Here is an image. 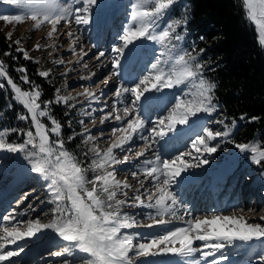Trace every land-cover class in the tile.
I'll return each instance as SVG.
<instances>
[{
	"label": "snow or ice",
	"instance_id": "1",
	"mask_svg": "<svg viewBox=\"0 0 264 264\" xmlns=\"http://www.w3.org/2000/svg\"><path fill=\"white\" fill-rule=\"evenodd\" d=\"M3 2L17 5L21 12L0 14V20L18 24L27 17L35 22L36 28L45 22L49 23L52 25L48 33L49 38L58 31L57 25L62 21L68 25L74 21L77 26L75 31L79 32L80 25H92L95 17L99 28L100 16L105 7L103 0H72L71 3L68 0L63 2L3 0ZM177 2L178 0H129V5H126V8H130L127 13L128 19L125 21L126 26L117 35L119 43L111 46L110 55L105 51H97L94 54L97 61L107 56L110 60L111 75L120 77L125 60L136 57L143 42H151L162 49L160 54L154 57V62L150 63L147 74L137 78L138 82L134 81L131 85L121 83L115 87L113 95L116 100L112 102L110 110H105L108 109L106 103L104 107L91 109L86 113L92 116L95 111L101 112L99 118L101 125L114 119L117 126L113 127L111 132L113 135L122 134L117 136L115 142L106 150L101 151L95 143V136L87 132L82 133V143L91 144L88 151L93 153L91 162L86 167L66 149L63 139L60 138L63 126L48 111L53 101L41 102V90L28 79L26 68L17 69L24 74L21 76L22 81L31 86L28 90H23L8 75L3 61H0V78L6 80V85L0 83V88L5 86L11 88L14 93L13 99L25 110L18 119L31 123L26 132L18 129L0 130V151L24 155L29 164V172L43 182L48 203L53 205L50 209L52 218L49 223H43L38 218L18 220V216L27 213L18 212L16 209L0 216V264H17L13 258L21 257L28 245L45 241L48 231L54 233V238L66 243L59 245L63 252L49 251L46 255L81 254L80 264H136L134 257L154 255L153 249L170 243H178L179 247H165L164 251L181 257L188 264L201 262L220 264V260L225 259L222 250L226 247L235 249L243 244L250 248L253 243L264 245V225L261 223L248 222L243 216L237 217L234 214L235 209L232 216L215 213L211 216H195L184 206L180 198V191L198 179V173L194 170L208 165L210 163L208 157L219 150L220 143L214 144L213 141L224 137V142L234 143L239 153L245 154V158L257 166L264 162V142H260L262 144L260 148L256 146V141L235 143L231 140V129L227 125L223 132L208 127L213 123L224 125V120L202 121L201 114L211 117L217 111L218 106L214 103L215 84L204 79V65L194 54V49L193 52H188L178 43H173L185 39L176 31L182 23H186L185 19L164 21L168 11ZM242 4L246 19L256 26L261 37L260 43L264 45V0H242ZM67 35L71 41L69 51L77 55L75 45L80 37L74 35L72 30H69ZM7 38H11V33ZM14 43L19 45L21 41L17 40ZM40 47L41 45H36L37 50ZM91 47L96 48L97 45L92 44ZM55 50L58 49L54 47ZM16 51L22 52L25 59H31L25 49L18 47ZM200 51L203 52V49ZM87 54V51L81 48L76 63L79 64ZM4 55L8 56L11 53L5 52ZM55 63L62 65L64 60L59 59ZM38 75L47 78L50 73L41 71ZM87 78L89 77H82ZM172 88H180V93L164 106L155 120L146 122L142 117V111L151 109L160 99L150 93ZM126 94L131 97L127 103L124 101ZM82 95L89 101L98 100L97 94L89 92L87 88ZM70 99L73 98L60 96L57 89L56 103L68 105ZM119 103H124L122 109L118 108ZM120 111L123 115L119 114ZM43 118H47V124ZM80 123L83 124L84 121ZM194 129L197 130L194 136H189V145L201 153L200 155L193 156L190 151H181L173 156H164L157 149L156 146L161 141L167 143L170 136L182 138ZM5 131L19 132L24 137L23 143L7 142ZM137 136L143 141V150L140 152L125 147ZM52 137L56 139L53 140ZM72 139L74 137L70 136L69 140ZM199 146H202V152ZM117 149L124 153L122 158L116 155ZM147 152H152V157L140 161ZM203 153H207L208 156H204ZM132 154L140 164L131 172V176L138 180L141 187L129 197L128 191L134 186L129 184L127 179L124 181L116 179L115 166L126 163ZM85 156L87 157V152ZM89 171L93 173L91 178L87 175ZM226 174L227 169L218 174L217 182L223 180ZM141 175L143 179H139ZM258 179L264 188V172L260 173ZM146 181L151 183V189L147 187ZM119 195H123L124 199H120ZM27 199L28 195L25 194L23 200ZM22 202L18 201L17 207ZM125 206L151 210L148 219L152 223L139 225L136 217L122 211ZM236 207L239 209V205ZM29 208L35 210L33 205H29ZM239 210L258 213L255 208ZM179 212L183 215H178ZM165 217L180 219L185 226L140 242L138 245L134 243L133 235L121 231L135 226L151 228L154 224H164ZM260 219L264 220V216ZM25 225L24 230H21ZM21 241L24 243H20ZM196 241L203 242L201 247L194 246ZM10 245L15 247L9 248ZM197 253L199 257L195 258ZM208 257L213 259L208 260ZM257 259L258 264H264V252L259 253ZM19 264L26 262L21 259ZM60 264L72 262L61 260Z\"/></svg>",
	"mask_w": 264,
	"mask_h": 264
},
{
	"label": "rangeland",
	"instance_id": "2",
	"mask_svg": "<svg viewBox=\"0 0 264 264\" xmlns=\"http://www.w3.org/2000/svg\"><path fill=\"white\" fill-rule=\"evenodd\" d=\"M180 1L181 0H178L177 2L180 3L179 13L177 12V9H175V3L173 5L174 7L172 6L164 17V21L181 19L183 5ZM68 2L71 3L72 0H68ZM103 2L105 7L100 16L99 28L95 17L92 25H80L79 32L75 31L77 26L74 21L71 25L62 21L60 25H57L58 31L54 33L51 38L48 37V33L52 29V25L49 23L45 22L41 24L39 28H36L35 22L27 17H25L23 22L18 24L16 22L8 23L0 20V31L3 32L6 38L8 34L11 33V38H7V40L14 44L15 52L19 53L21 59L35 64L38 70L37 74L41 71H48L50 73L47 78L39 75L45 81L53 83L55 88L50 100L44 101H53V104L59 105L63 108L62 134H64L67 142H73L78 146L75 157L82 162L85 167L91 162L93 153L88 151V148L92 146L91 144L84 145L82 143V133L87 132L88 134L95 136V143L101 151L106 150L115 142L117 136L122 135L121 133L113 135L111 132V129L117 126V122L114 119H110L101 125L99 119L102 115L101 112L95 111L92 116H88L86 113L91 109L102 108L106 103L108 104V109L105 110H110L112 102L116 100V97L113 95L115 87L119 86L121 83L131 85L134 81H137L138 77L147 74V70L150 68V63L154 62V57L158 56L162 50L159 45L147 41L143 42L142 46L138 49L136 57L125 60L124 67L121 70L122 75L120 77L112 76L110 60L107 56L97 61L94 54L97 51H105L106 54L110 55L111 46L114 43H119L117 35L126 26L125 21L128 19L127 13L130 11V8H126V5H129V0H103ZM75 6L80 7V5ZM20 12L21 9L17 5L11 3L6 4L3 0H0V14H19ZM105 16L108 17L107 24L103 21V17ZM69 30H72L74 35L80 37L79 42L75 45L77 55H73L69 51L71 43L70 38L67 35ZM176 31L181 33L185 39L182 42L173 41V43H178L181 48L188 52H193V49L196 50V41L195 39H191L189 32H186L184 23H182ZM256 31L257 39L260 43L261 37L257 28ZM17 40L21 41L19 45L14 43ZM37 44L41 45L39 50L36 49ZM92 44H96L97 47L92 48ZM262 46L264 47V45ZM18 47L25 49L31 59H25L22 52L16 51ZM54 47L58 50L54 51ZM81 48L87 51L88 54L83 57V60L79 64H77L76 61L79 59ZM194 54L197 56L198 60L203 63L204 71L210 63H207V60L201 57L199 51H194ZM205 55L210 57L209 54L205 53ZM59 59L64 60L62 65H57L55 63V61ZM85 65L87 66L85 67ZM93 73L95 75H93ZM82 77L89 78L82 79ZM105 77H110V79H105ZM204 79L206 80L205 77ZM85 88H87L89 92L96 93L98 100L89 101L85 95H82L85 92ZM10 89V87H8V89H0V106H2L0 108V130L18 129L26 132L31 127V123L30 121L26 122L18 119V116L25 110L22 105L13 99V94H11ZM57 89H59L60 96L73 98L68 101V105L55 102ZM179 93L180 88L162 89L161 92L150 93V95L158 96L161 99L154 103L151 109L142 111V117L146 122L155 120V118L163 111L164 106L169 101H172ZM130 100L131 97L126 94L124 98L125 103L130 102ZM69 105L73 106L69 107ZM117 106L122 109L124 103H119ZM161 106H163V108ZM119 114L123 115V112L120 111ZM43 119L47 124V118ZM201 119L202 121L208 119L224 120V125L213 123L208 125V127L215 131L223 132L226 130L225 125H227V127L231 129V140L235 143H248L254 141L239 139L237 137V124L225 121V119L219 114L218 109L211 117L201 114ZM80 121H84V123L81 124ZM196 130L197 129H194L182 138H174L170 136L167 139V143L161 141L156 147L164 156H173L181 151H190L193 156L200 155L201 153L196 152L189 145V136H194ZM101 133H103V135H101ZM4 136L7 142L10 143H23L24 140V137L16 131H5ZM70 136L74 137V139L69 140ZM52 139L55 140L56 137H52ZM217 142L220 143V147L216 153H213L208 157L210 163L194 170L198 173V179L195 183L190 184L180 191V198L183 201L184 206L189 209L193 215L199 217L211 216L213 213L232 216L235 209L234 214L237 217L243 216L248 222H258L264 225V220L260 219L261 216H264V188H262L261 182L258 179L260 173L264 172V168L252 164L249 159L245 158V154L239 153V150L235 148L234 143L224 142V137H219L218 141H213L212 143L215 144ZM142 146L143 141L137 136L131 144H128L125 147L133 149L134 152H140L143 150ZM256 146L260 148L258 144H256ZM199 147L202 152V146ZM115 151L116 155L122 158L124 153L119 149ZM85 152H87V157L85 156ZM203 155L208 156L207 153H203ZM151 157L152 152H147L145 157L140 158V161ZM185 159H188V157H185ZM140 161H137L135 155L132 154L126 163L115 166L116 179L120 181L127 179V182L134 186L128 191L129 197L135 193L137 188L141 187L138 180L131 176V172L136 170V166L140 164ZM28 169L29 164L23 154L0 151V198L7 196L9 203V209L2 208L0 205V216H3V214L12 209H16L18 212L27 213V215L18 216V220L27 221L29 219L38 218L43 223H49L52 218V212L50 209L53 205L48 203V195L42 186L43 182L34 174H31ZM225 169H227L225 178L219 183L214 182L215 177L219 172ZM87 175L91 178L93 173L89 171ZM245 177H249V179H246ZM210 178H212V181L207 183ZM139 179H143V176L141 175ZM145 183L149 189L152 188L151 183L147 181ZM197 184L204 187L203 192H205L211 185L215 186L214 190H217V193L214 194V198L210 199V204L219 203V198L222 197V193L228 188V191L225 192L227 193L226 199L229 196L230 198L227 199L224 204L226 209L223 211L222 207H219L214 210L199 211V208L202 205L199 202L195 206V212H192L191 205L195 203L197 198L190 201V191H194ZM25 194L28 195L26 201L23 200ZM202 196L203 193L197 195V197H199L198 199L205 200L202 201L203 205L209 204V201H207L209 198H204ZM119 198L124 199L123 195H119ZM18 201H23L19 204V207H17ZM233 201L235 205L229 206ZM145 203H147L146 200ZM29 205H33L35 210L33 211L30 209ZM237 205H239V209L255 208L258 210V213L252 211L242 212L237 209ZM122 211L130 216L136 217L139 225L152 223V221L148 219V213L151 210L147 208L125 206ZM178 215H183V213L179 212ZM156 219H159V217H156ZM165 221L164 224H154L151 228L135 226L122 229L121 231L124 234L133 235L135 237L134 243L138 245L140 242L150 240L153 237L162 236L168 231L179 228L182 225V220L174 217H165ZM174 221H178V223L171 224V222ZM25 227L26 225L22 226L21 230H24ZM20 243H24V241H21ZM63 243L66 242L54 238V233L48 231L45 241H41L39 244L28 245L25 253L21 254V257L13 259L17 261V264H19L21 259H23L26 264H60L61 260H67L72 262V264H80L79 257L81 254H77L76 256L46 255L49 251L63 252V249L59 247V245ZM202 243L203 242L196 241L194 246L201 247ZM11 247L15 246L10 245L9 248ZM43 247L44 249H41ZM165 247L178 248L179 244L170 243L167 245H160L159 248L152 250V252L155 253L154 255H149L148 257H134V261L136 264H188V262L181 257L176 256L171 252L164 251ZM32 248H34V251L40 250L39 252L37 251L31 254L30 250ZM202 251H208V249H202ZM222 251L225 259L220 260V264H258L257 257L259 253L264 252V245L253 243L249 248L248 245L241 244L235 249L226 247ZM217 255H219V253H217ZM198 257L199 253H197L195 258ZM207 259L212 260L213 257H208Z\"/></svg>",
	"mask_w": 264,
	"mask_h": 264
},
{
	"label": "trees",
	"instance_id": "3",
	"mask_svg": "<svg viewBox=\"0 0 264 264\" xmlns=\"http://www.w3.org/2000/svg\"><path fill=\"white\" fill-rule=\"evenodd\" d=\"M181 18L186 32L195 39L196 52L210 63L203 71L207 81L215 84L214 103L225 121L237 124V137L242 140L264 142V47L258 42L254 24L246 19L242 0H181ZM177 12L180 3L175 4ZM174 7V6H173ZM179 9V10H178ZM203 37V39H200ZM203 49V52L200 50ZM5 52L11 55L5 56ZM209 54L210 57H207ZM0 61L8 75L28 90L17 69H27V77L41 90V102L50 100L54 84L37 74V66L21 59L14 44L0 31ZM6 85V80L0 78ZM7 88L8 87H3ZM0 88V89H3ZM11 94L14 93L10 89ZM2 106H0L1 108ZM51 116L63 126V108L51 104ZM243 117V119L241 118ZM257 119L253 120L252 118ZM63 133V127H62ZM63 139L66 149L77 154V145ZM66 141V142H65ZM264 168V162L260 165Z\"/></svg>",
	"mask_w": 264,
	"mask_h": 264
},
{
	"label": "bare ground",
	"instance_id": "4",
	"mask_svg": "<svg viewBox=\"0 0 264 264\" xmlns=\"http://www.w3.org/2000/svg\"><path fill=\"white\" fill-rule=\"evenodd\" d=\"M110 14V13H109ZM110 17V16H109ZM107 19H108V17L107 16H105V17H103V21H104V23H107ZM161 99V98H160ZM3 201L4 200H2V203H3ZM176 223H178V221H174V222H171V224H176ZM181 227H184L185 225H184V223H183V221H181ZM184 264V263H183Z\"/></svg>",
	"mask_w": 264,
	"mask_h": 264
}]
</instances>
